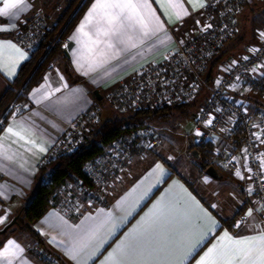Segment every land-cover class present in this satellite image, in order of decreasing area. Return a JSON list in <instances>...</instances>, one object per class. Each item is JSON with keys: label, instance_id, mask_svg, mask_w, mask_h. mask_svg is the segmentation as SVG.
<instances>
[{"label": "crops", "instance_id": "crops-1", "mask_svg": "<svg viewBox=\"0 0 264 264\" xmlns=\"http://www.w3.org/2000/svg\"><path fill=\"white\" fill-rule=\"evenodd\" d=\"M64 2L26 0L20 9L11 10L14 16L0 15V97L8 81L14 79L17 69L30 55L16 41L22 23L36 15L54 22ZM136 2L145 5L139 8V14L144 17L146 28L134 20L109 25L105 11L115 13L118 9L98 8L91 23H85L89 11L97 3V0H91L67 35L70 38L65 54L68 66L60 59L56 60L54 69L45 71L42 80L26 93L23 101L27 109L20 116L8 119L0 131V218H3L0 231L31 200L40 184L38 167L71 120L93 104L94 90L102 96L120 81L128 79L139 66L160 61L175 46L176 40L196 31L194 24L201 19L206 4V0ZM252 2L255 1L249 0L248 4ZM2 7L3 0H0ZM188 22L191 27H187ZM82 23L85 27L81 30ZM133 43L135 47L131 46ZM244 46L230 54L237 56L245 50ZM257 78L258 85L263 86L264 69L257 71ZM251 90L254 92L255 89L241 86L235 95L251 105L242 97ZM9 128L19 135L8 132ZM211 142L215 151L223 145L233 149L239 147V143L228 141L221 133L212 135ZM214 159L213 167L221 169L216 152ZM216 171L217 176L211 178L218 179L219 172ZM235 177L247 183L244 174ZM192 187L180 173L172 172L154 159L108 205L87 208L76 220L49 208L33 227L47 247L67 264H114L115 260L124 264H143L144 261L180 259L191 251L195 241L202 240L185 260V264H198L213 246L218 250L237 247L221 239L224 233L237 240L264 236V221L255 209L249 187L236 188L232 205L223 198L217 207ZM239 208L244 210L245 222L237 226L233 223L234 229L220 223L219 217L233 218ZM32 242L24 233L9 237L0 247V264H42L28 251ZM133 242L138 245L136 252L121 251L122 246L126 248ZM251 246L254 249L251 255L236 257L235 264H241V261L252 264L259 257L260 241ZM169 252L172 254L168 255Z\"/></svg>", "mask_w": 264, "mask_h": 264}, {"label": "built area", "instance_id": "built-area-1", "mask_svg": "<svg viewBox=\"0 0 264 264\" xmlns=\"http://www.w3.org/2000/svg\"><path fill=\"white\" fill-rule=\"evenodd\" d=\"M248 0H206L201 20L194 33L176 40L160 61L139 66L126 80L107 90L103 98L113 109L121 113L139 109L160 108L191 102L201 91L206 95L192 115L193 134L196 144L211 141L212 135L221 133L228 141L239 143L233 149L228 145L219 147L218 165L226 173H242L249 185L256 211L264 221V110L250 111L245 101L235 95L242 86L258 89L257 71L264 69V28L259 40L247 45L237 56H230L218 67L213 81L206 82L209 61L219 55L236 37L239 19ZM53 23L42 15L25 20L16 37L17 44L30 53L36 48ZM70 38L60 40V48L67 52ZM54 59L46 65L53 70ZM264 99V85L260 87ZM27 109L23 100L13 98L0 114V130L8 119L20 116ZM96 104L75 116L66 131L51 145L48 158L74 152L89 128L101 122ZM148 130V131H147ZM141 127L131 129L125 135L113 139L94 158L82 167L92 181L84 186L75 181L59 191L58 200L52 208L59 213L79 216L87 208L104 202L105 187L110 177L120 173L131 158L133 149L156 144L153 130ZM239 214L235 226L245 222ZM42 264H58L42 246L30 249Z\"/></svg>", "mask_w": 264, "mask_h": 264}, {"label": "trees", "instance_id": "trees-1", "mask_svg": "<svg viewBox=\"0 0 264 264\" xmlns=\"http://www.w3.org/2000/svg\"><path fill=\"white\" fill-rule=\"evenodd\" d=\"M90 2L91 0H65L59 15L52 22L53 26L51 29L45 32L41 41L37 43L36 48L28 56L29 58L17 69L18 72L14 79L8 81L7 87L0 97V114L15 95V101L26 98V93L29 89L42 80L46 71L45 67L50 60L57 58L66 67L68 66V59L65 52L60 48L59 42L68 35L70 29L80 18L79 16L82 15ZM225 48H223L219 55L209 61L208 69L205 73L207 83L213 81L218 72L219 65L230 57L228 50ZM205 95L206 91L203 90L196 98L188 103L128 111L130 114L127 117H115L106 119L103 122L101 120L94 128H89L74 152L60 156L57 155L54 158L46 157L40 167H38L40 184L36 192H34L35 194L16 215L15 223L8 226L5 231L0 232V247L5 240L15 236L16 232L20 231L32 239L33 244L31 246H42L48 252V255L54 257L58 264H67L62 257L56 255V253L47 247L44 239L33 227L34 222L39 217H42L49 208H52V204L57 202L59 191L64 186L75 181H81L84 186L91 187L92 181L88 179L89 177L84 173L81 166L86 161L96 157L113 139L125 135L131 129L138 128L149 122L166 121L174 115L184 118L192 117L194 111L202 103ZM95 101L100 102L101 99H95ZM213 148L214 144L211 141H206L201 144H195V147L191 149L194 151V158L202 170L214 166L212 160L215 157V151ZM154 156L159 158L161 163L165 164L174 172L162 157ZM189 186L191 187L190 184ZM102 205L106 206L108 203L104 201ZM243 211V209H239L235 213V216L230 219H221L219 217L220 223L229 229H234V219L239 214H243ZM67 217L76 220L79 216L70 214ZM28 251L29 253L31 252L30 249Z\"/></svg>", "mask_w": 264, "mask_h": 264}, {"label": "rangeland", "instance_id": "rangeland-1", "mask_svg": "<svg viewBox=\"0 0 264 264\" xmlns=\"http://www.w3.org/2000/svg\"><path fill=\"white\" fill-rule=\"evenodd\" d=\"M254 1L255 2H252V4H248L247 2L248 6H250L249 9H247V7L245 8L246 10H243L244 12L241 18L237 38L232 43L228 44L230 46L225 48L228 50L229 56H232L231 54H234V51L241 50L244 45L247 46L256 43L259 40V29L262 27L264 28V0ZM190 24L191 23L188 22L186 24L188 25L187 27H191ZM196 24H194L195 29L197 28ZM56 60L58 59H54L55 65ZM242 95L243 98H247L248 102L251 103V105H247L248 110L252 112L264 110V99L261 97L262 92L260 91V87L255 89L254 92L251 90ZM103 96L104 94L101 96V101L97 103L99 106L95 103L96 101L93 102L100 111L99 116L101 117L102 122L106 119H112L115 117H127L128 114H130L129 112L121 113L118 110L113 109L112 105L108 103ZM13 98L15 99L16 95ZM191 118L192 117L184 118L174 115L166 121H156V123L154 121L140 126L142 129L144 128V130L149 129L155 132L156 144L151 147L139 146L132 150L131 158L129 162L125 164L126 166L124 169L120 173L110 177V180L104 189V201L107 203L111 201L122 188L129 184L130 181L133 180L135 176H137L138 173L148 165V163H150V161L154 159L160 161L159 158L154 156L157 155L162 157L163 160H165V163H168L174 172L180 173V175L186 178L207 202L210 204L214 203L215 207H217L219 206V203H222L224 198L226 202L232 205V197L237 195L236 188L242 190V188H248L249 185L233 176V174L230 175L217 167L216 169L219 172L218 179H213L205 174V170L201 169V166L196 162L197 160L192 154L191 149L195 147L196 135L193 134V122ZM235 220L236 217L234 221ZM17 234L21 235L23 232L17 231L15 235ZM31 247L32 246H30L28 250L31 249Z\"/></svg>", "mask_w": 264, "mask_h": 264}, {"label": "snow or ice", "instance_id": "snow-or-ice-1", "mask_svg": "<svg viewBox=\"0 0 264 264\" xmlns=\"http://www.w3.org/2000/svg\"><path fill=\"white\" fill-rule=\"evenodd\" d=\"M26 0H3V7L0 8V15H12L14 16L11 10L13 9H20L21 5H25ZM145 5H141L136 2V0H97V3L93 5V8L89 11L88 16L85 18V23H91L92 18L96 14V10L100 9H118V12L109 13L105 11V20L109 25L115 26L117 22L123 24V21H135L137 24L141 25V27H145L144 17L139 14V8ZM203 7V3L200 4ZM85 23H82L80 29L82 30L85 27ZM114 30L110 29V31ZM109 34V33H106ZM147 35V32H145ZM129 39H131L129 37ZM132 47H135V44H131ZM108 47H112L111 44ZM19 51V50H17ZM8 132L12 133L13 135H19V133L13 132L12 128L8 129ZM23 138V137H21ZM43 150V149H41ZM160 166L157 165V168ZM239 175V173H237ZM0 222H3V218H0ZM222 240H228L233 245L237 247L234 248H227L223 250H218L216 246L213 248L208 249V252L205 253L203 257H201L198 264H235L236 257H249L254 250L251 246L253 242L259 240L260 241V248H259V257L252 261V264H264V236L261 237H249L244 240H237L233 239L229 236L228 233H224V236L221 238ZM203 241H195L191 246V251L187 252V254L180 259H167V260H160L155 262L144 261L143 264H185V260H187L188 256L192 254L193 251L196 250V247L202 243ZM10 244L12 242H9ZM138 249V245L133 242L130 243L125 247L122 246L121 251H131L136 252ZM172 253L169 252L168 255ZM73 259H75V255H73ZM114 264H124L121 260H115ZM135 264V262H132ZM243 264V261H241Z\"/></svg>", "mask_w": 264, "mask_h": 264}, {"label": "water", "instance_id": "water-1", "mask_svg": "<svg viewBox=\"0 0 264 264\" xmlns=\"http://www.w3.org/2000/svg\"><path fill=\"white\" fill-rule=\"evenodd\" d=\"M93 95H94L96 100H100L101 99V95H100V93L98 91L94 90ZM192 154L195 155L194 151H192ZM216 173H217V171H216V169L213 166H210V167H208L205 170V174H207V175H209L211 177H216L217 176ZM15 218H13V220L8 225H6L0 232L5 231L8 226H10L13 223H15V221H16Z\"/></svg>", "mask_w": 264, "mask_h": 264}]
</instances>
